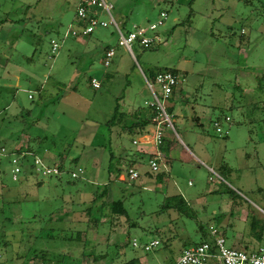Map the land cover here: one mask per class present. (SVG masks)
<instances>
[{"label": "rangeland", "instance_id": "obj_1", "mask_svg": "<svg viewBox=\"0 0 264 264\" xmlns=\"http://www.w3.org/2000/svg\"><path fill=\"white\" fill-rule=\"evenodd\" d=\"M80 1L0 0V145L26 150L31 141L37 155L66 167L59 176L28 173L15 181L12 156L2 157L0 264H169L203 240L200 226L218 228L228 246L243 248L237 232L253 231L252 216L247 225L239 220L233 202L264 209V110L246 107L264 73V0H111L124 33L168 12L160 42H135L133 53L114 25L66 35ZM106 46L116 51L108 66ZM7 61L17 65L19 82L8 76ZM164 67L179 70L177 97L164 101L176 129H166L175 139L168 169L150 177L146 162L130 180L131 160L121 154L135 147V134L122 125L131 124V113L152 114L155 97L143 71ZM116 106L121 114L110 125ZM217 120L227 133L216 130ZM79 166L83 177L73 181L67 169ZM172 195L197 217L165 207ZM116 199H124L127 217L112 218ZM134 238L160 245L147 252Z\"/></svg>", "mask_w": 264, "mask_h": 264}, {"label": "built area", "instance_id": "obj_2", "mask_svg": "<svg viewBox=\"0 0 264 264\" xmlns=\"http://www.w3.org/2000/svg\"><path fill=\"white\" fill-rule=\"evenodd\" d=\"M77 8V25L71 29V32H66V35L87 36L97 27H107L114 25L119 32V43L124 45L130 52L133 53V44L139 43L144 48H150L154 44L159 43L161 34L158 32L166 19L168 12L162 10L157 21L150 22L147 25L134 24L131 30L126 33L123 32L120 24L113 15L114 4L111 0H84ZM107 14V18L103 15ZM60 44L57 39H51L52 52L55 53ZM115 48L110 47L106 50L103 57L105 66L111 64L115 56ZM144 79L153 93L155 100L150 104L155 108L152 116V141L156 147L154 153L148 158V165L152 172L159 173L162 170V161L165 158L163 149L161 148L166 140V129L170 128L176 132L172 115L168 112L164 104L165 100H169L179 83L178 76L169 69L160 70L156 73L153 80H150L143 73ZM94 88H99L101 83L96 77H92L90 81ZM158 89H157V88ZM226 121L230 120L229 116L225 117ZM216 130L220 133H227L220 121H215ZM135 144L139 142L138 139L133 141ZM9 153L4 144L0 145V161L3 156ZM27 151L23 150L20 155H13L11 157L13 167L11 169L12 179L17 181L23 174L27 165H31V169L36 175L50 176L59 175L63 173L59 163L48 162L43 159L41 155L34 153L32 161L27 163ZM1 166V162H0ZM126 177L130 180L140 178V171L133 165H128L125 168ZM82 167H77L70 171L72 177H78L83 173ZM1 179V173H0ZM212 239L197 244H191L184 247L181 253L177 256L173 264H264V247L257 248H236L227 245L226 238L219 232L218 228L211 227ZM134 247H141L145 251L150 252L160 245L158 239H153L149 242H139L136 238L133 239Z\"/></svg>", "mask_w": 264, "mask_h": 264}, {"label": "trees", "instance_id": "obj_3", "mask_svg": "<svg viewBox=\"0 0 264 264\" xmlns=\"http://www.w3.org/2000/svg\"><path fill=\"white\" fill-rule=\"evenodd\" d=\"M83 2H85V1L84 0H81L80 1V4H82ZM3 21H5V19H0V22H3ZM242 32H243V30H242ZM92 33H90V34H92ZM110 47H112V46H106V50L109 49ZM164 69L172 70L178 76L179 70L177 68H170V67L157 68V69L149 68L148 70L143 71V72H144V74L146 75L147 78H149L150 80H153L154 77H155V75H156V73L158 71L164 70ZM256 81H257L256 89H255V91H253V94L254 95L253 96H247L248 99H247V106L246 107H247V109L249 111L250 110H253V109L254 110L255 109H263L264 110V97H263V94H264V73H262L260 75H257ZM249 95H250V93H249ZM170 99H172V97ZM151 106L152 105H149V108L152 109ZM245 110H246V108H245ZM154 111H155V108H154ZM154 111L152 112V114L149 117H147L146 115H143V116L139 117V119H136V116L139 115L140 113L134 112L133 118L134 117L135 118L133 119V121H131V124L128 125V126L125 125V124H123L122 126L124 127V129L125 128H128L129 131L134 132V134H135L134 136L144 135L145 133H148L149 132V126H150V124H153V122H152V116H153ZM168 112L173 116L172 111L170 109L168 110ZM119 114H121L120 111H119V107L116 106L115 107V111L113 113V117L111 118L110 121H108V123L110 125L115 124L116 119L118 118V115ZM130 116H132V115H130ZM195 118H198V117H195ZM165 141H164V144L161 147L163 150L164 149H169V145H167L165 147V145H166V142ZM29 144H31V141H29L28 147L26 149V151H27V154H26V158H27L26 161H27V163H29V162L32 161V157H33L32 155L36 152V149L33 146L29 145ZM171 144L172 143H170V145ZM23 150H24L23 147L12 148L9 151L8 154H10L11 156H13V155H20V153ZM59 165H60V168L62 169V171L64 173L66 167H65V165H64V163H63L62 160L59 162ZM129 165H132V164H129ZM31 168H32L31 165H27L26 168L23 171V174H21L20 179L17 180V181H20V180L26 181V180H28V173L34 174V172L32 171ZM115 168H116L115 171L117 173H120V169H122V168H119V167H115ZM72 169L73 168H71V167L67 169V171H68L69 174H71L70 171ZM111 170H112V164H110V166H109V171H111ZM155 173L152 172L151 170H149V175L153 176V174H155ZM50 176H52V175H50ZM57 176H59V175H57ZM82 177H83L82 175H79L78 177H75V178L71 176V178H72L73 181L80 180ZM0 182H2V176H1ZM107 192H108V189L105 188L104 191L102 192V194H106ZM175 197L176 196H173V195L170 196L169 199H168L169 202L167 204H165V207H167V208H174V209L178 210L180 213L187 214L188 216H191V217H193V216L194 217H197L196 212L194 210H189V209H184L183 208V207H185V204H186V201L183 198L177 199ZM173 198H175V199H173ZM172 201H174V202H172ZM110 210H111V216H112V218H114V216H115V218L121 217V216L127 217L128 214H129L128 213V210H127V208L125 206L124 199H116V200H113V202L111 204V209ZM88 211H90V210H88ZM92 220H94V221L97 220L98 221V219L96 217L92 218ZM130 224H131V226H135L137 223L132 222ZM199 229H202L203 230V240L201 242L210 241L212 239L211 230L208 231L207 228H205L203 226H200ZM99 256H98V258L105 257L103 255H99ZM95 257H97V256H95ZM174 258L175 257L173 256L172 259H171V262L169 264H173L174 263V261H175Z\"/></svg>", "mask_w": 264, "mask_h": 264}, {"label": "crops", "instance_id": "obj_4", "mask_svg": "<svg viewBox=\"0 0 264 264\" xmlns=\"http://www.w3.org/2000/svg\"><path fill=\"white\" fill-rule=\"evenodd\" d=\"M1 43H2V41H1ZM4 45H5V43H4ZM12 47H13V44H12V46H10V48L12 49ZM6 53L10 54V51L6 50ZM2 55H3L2 51H0V66H2L3 63L5 64V62H6V61L3 62V58H1ZM6 57L7 58L9 57V59H11V57L9 55H6ZM102 61H103V58H102ZM7 65H9L12 69V71L8 72L9 75L8 74L7 75L14 77V78H17V81L19 82L20 75H19L18 70L16 68L17 65H15V63H12L10 61L9 62L7 61ZM93 77H95V76H93ZM177 92H178V90L177 91L175 90V92L172 96L173 100L177 97ZM192 107H193L194 113H197L194 103H193ZM131 115H133V113H131ZM195 117H198V118H195V120L200 119V116L197 114L195 115ZM133 119L134 118L132 117L131 121H133ZM125 130H128V128H125ZM152 130H153V127H152V124H150L148 133H145L144 135H137V136L133 137L132 142L135 139L139 140V142L137 144H135L133 142L135 147L133 149H129V150L126 149L125 151H123V154H121V155L126 154L127 156H125V157H127L128 159L130 158V160H131L130 164H132L135 167L139 168V166L148 162L149 156L152 153H154L156 150V147L152 141ZM29 140H30V138H29ZM174 140L175 139H174L173 133L167 132L166 133V141H165L166 145H165V147L167 145H169V149L163 150L164 154H165V158L162 161V170L160 173H162L168 169V162L167 161H168V158L170 157V151L174 145V143H173ZM170 143H172V144L170 145ZM48 157L50 159H52V157L50 155ZM119 174H121V173H119ZM146 174H147V176L152 177L151 175H149V171L146 172ZM141 176H142V173L140 172V177ZM159 176H161V175H159ZM119 179H121V178H119ZM123 179H125V178H123ZM258 190L259 191L262 190V187H258ZM259 198H260L259 199L260 203L262 205H264V198L263 197H259ZM232 209H233V212L238 215L239 220H241L242 222H245L246 225L249 223L250 217L252 216L251 218H252V224H253V226H252L253 231L250 232L247 229L248 228V226H247V228H245L244 230H240L237 232V234L240 238L238 241L239 244L241 245L240 247L247 248V249L257 248L259 246L264 247V209H250L247 205L239 204L237 202H233ZM223 222H225V224H224L225 227H229L230 223H229V221L226 220V218H223ZM226 242H227V240H226ZM182 249L183 248H181L179 254L181 253ZM177 256L174 259H176ZM168 258L171 262L172 258H170V257H168Z\"/></svg>", "mask_w": 264, "mask_h": 264}]
</instances>
